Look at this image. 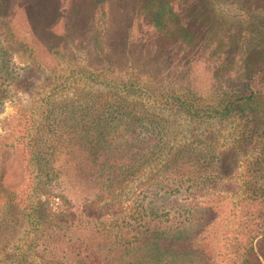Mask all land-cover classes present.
Segmentation results:
<instances>
[{
	"label": "trees",
	"instance_id": "trees-1",
	"mask_svg": "<svg viewBox=\"0 0 264 264\" xmlns=\"http://www.w3.org/2000/svg\"><path fill=\"white\" fill-rule=\"evenodd\" d=\"M206 1L0 0L1 26L8 35L11 19L22 10L43 45L60 54L55 48L71 37L92 64L90 71L76 68L65 76L64 92L74 82L70 79L85 83L71 97L57 100L58 85L37 104L40 114L27 145L33 192L26 202L10 195L0 213V264H32L31 258L42 264H212L204 231L209 213L157 204L208 187L218 170L237 163L233 155L221 158L206 145L191 144L186 133L172 138L176 132L163 108L178 102L189 123L208 122L199 121L208 111L191 79L192 62L208 54L222 60L228 89L210 118L249 114L239 142L256 149L247 191L261 208L247 213L237 228L236 264H264V7L245 69L237 70L226 53L233 44L223 50V41L213 38L224 22L215 13L216 3L208 7ZM252 2L264 6V0ZM62 21L67 26L60 33ZM5 36L0 28V114L6 103L22 100L27 93L22 86L30 81L29 68L15 62L12 46L1 44L8 42ZM159 90L166 92L154 100ZM62 152L72 169L71 186L82 195L79 205L55 192L69 170L57 165ZM5 175L3 168L0 194L8 191L1 183ZM145 178L128 212L113 210L112 200H104ZM51 197L66 209L53 212ZM23 233L33 236L27 248L18 238Z\"/></svg>",
	"mask_w": 264,
	"mask_h": 264
},
{
	"label": "rangeland",
	"instance_id": "rangeland-1",
	"mask_svg": "<svg viewBox=\"0 0 264 264\" xmlns=\"http://www.w3.org/2000/svg\"><path fill=\"white\" fill-rule=\"evenodd\" d=\"M206 2L209 4L208 7L216 3L215 13H218L220 21L224 22V30L222 29L219 33H216L213 38L218 37L220 42L223 41V50H228L229 43L233 44V49L226 53L234 59L237 70L238 68L244 70L245 58L249 55V41L252 34L257 30L255 25L256 22L261 20V8L264 6L255 4L252 0H207ZM84 9L87 11V6ZM257 17H259L258 21ZM66 26V22L62 21L57 30L63 33ZM0 28L6 35L2 38H6L8 41L1 44L12 46L15 51V62L20 66H27L30 70L28 79L30 81L27 83L29 86H22L23 89H27L25 90L27 93H23L20 102L7 103L8 110L6 112L4 108L3 118L0 119V176L2 169L5 168L6 175L1 183L8 189L5 194H0L1 213L10 195L15 196L18 201L24 202L32 195V176L28 168L30 156L27 145L32 125L39 118L40 110L38 106L40 101L44 97L50 96L52 90L58 85L60 89L54 94L57 100H65L66 97L64 96L71 97L75 93L74 90L80 86L82 87L85 83L80 81L78 77L70 79L74 82L69 83L70 88L64 92L65 76H73L72 74L76 68L90 71L92 64L90 62L91 55H83L76 48V42L71 37L65 38L63 44L61 43L58 48H55L60 50V54L54 53L50 45L49 47L43 45L33 35L32 28L22 10H17L11 19L9 35L7 28L1 26V21ZM219 40H217L218 43ZM85 50L89 51L90 46L86 45ZM144 65L143 62L142 72ZM191 66H193L192 84L201 96V106L208 111L206 115H202L204 118L199 121L206 120L208 122L203 123L204 126L201 123H189L181 109L178 110L180 107L178 102L163 107L166 108V115L169 116L168 125L171 126L173 133L176 132V135H172V138L178 140L184 137L186 133L187 137L185 139L191 144L206 145L218 153L221 158L233 155L237 163H234L232 169L225 168L223 170L222 168L221 171L218 170L216 172L218 174L217 179H214V183L208 187L193 193H183L177 199H162L157 204H163L167 207L184 206L191 209L206 210L209 213L210 223L204 230L206 236H208L205 242L209 246L211 263L236 264L235 240L233 238L236 237L237 228L245 220L247 213L261 208L258 200L253 199L252 196L250 197L247 191V183L251 181V168L253 159L256 156V149L253 145L242 146L239 142L242 138L243 124L250 115L242 114L228 120L210 118L213 110L218 109L219 100L228 91L224 83L227 71H223L224 66L220 58L216 59L215 56L209 54L198 61H193ZM234 71L235 69H233ZM126 79H129L127 74ZM237 82L239 81L235 80V84ZM161 92L165 93L166 91H157V96L153 99H160ZM142 96L146 97L145 92H142ZM153 111L162 112L160 108H155ZM175 121L177 122L176 126L173 125ZM187 124H190L188 130ZM177 142L180 146L184 144V141ZM59 156L57 165L69 168V170L67 176H60V181L54 186L57 189L55 192L64 194L73 203L79 205L82 195L75 193L71 186L73 178L68 176L71 174L72 169L70 170V165L66 162L67 155L62 152ZM191 176L195 178L197 175L192 174ZM146 182H148V178L143 179L142 182L137 180L131 185L124 186L122 190L115 191L113 196H105L104 200L111 199L113 210H126L124 211L126 213L132 204V199L138 195L142 190L141 187L145 186ZM47 199L45 196L41 200L46 201ZM49 202L53 212L66 209L67 204L59 198L51 197ZM32 237V235L26 233L20 234L18 236L20 245L27 248ZM150 248L148 247L146 252H149ZM31 259L32 264H42L37 259Z\"/></svg>",
	"mask_w": 264,
	"mask_h": 264
},
{
	"label": "clouds",
	"instance_id": "clouds-1",
	"mask_svg": "<svg viewBox=\"0 0 264 264\" xmlns=\"http://www.w3.org/2000/svg\"><path fill=\"white\" fill-rule=\"evenodd\" d=\"M5 109H6V112H7V110H8V109H7V103H6V105H5ZM5 114H6V113H5ZM3 115H4V114H0V119L3 118Z\"/></svg>",
	"mask_w": 264,
	"mask_h": 264
}]
</instances>
